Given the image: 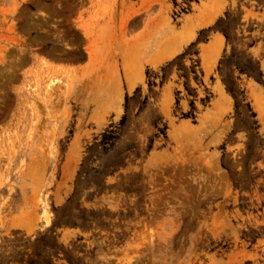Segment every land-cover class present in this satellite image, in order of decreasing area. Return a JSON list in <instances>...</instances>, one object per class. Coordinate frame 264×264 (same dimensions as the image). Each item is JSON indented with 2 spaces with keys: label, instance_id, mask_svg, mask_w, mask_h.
Instances as JSON below:
<instances>
[{
  "label": "rangeland",
  "instance_id": "rangeland-1",
  "mask_svg": "<svg viewBox=\"0 0 264 264\" xmlns=\"http://www.w3.org/2000/svg\"><path fill=\"white\" fill-rule=\"evenodd\" d=\"M66 254L264 264V0H0V264Z\"/></svg>",
  "mask_w": 264,
  "mask_h": 264
},
{
  "label": "trees",
  "instance_id": "trees-1",
  "mask_svg": "<svg viewBox=\"0 0 264 264\" xmlns=\"http://www.w3.org/2000/svg\"><path fill=\"white\" fill-rule=\"evenodd\" d=\"M227 37H228V39H230L229 36H227ZM28 242H29V241H28ZM12 243H13V244H20L19 241H16V240H13ZM26 245H27V242L23 243V244H22V247H25ZM65 260H66L69 264H77V262L75 261V259H74L72 256L68 255V254L65 255Z\"/></svg>",
  "mask_w": 264,
  "mask_h": 264
}]
</instances>
